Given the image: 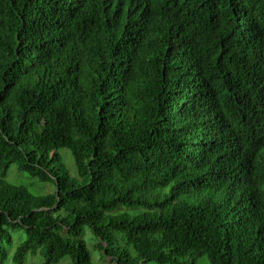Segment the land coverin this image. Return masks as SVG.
<instances>
[{
    "label": "trees",
    "instance_id": "1",
    "mask_svg": "<svg viewBox=\"0 0 264 264\" xmlns=\"http://www.w3.org/2000/svg\"><path fill=\"white\" fill-rule=\"evenodd\" d=\"M86 226L117 264H264V0H0V264L17 229L16 264H91Z\"/></svg>",
    "mask_w": 264,
    "mask_h": 264
},
{
    "label": "rangeland",
    "instance_id": "2",
    "mask_svg": "<svg viewBox=\"0 0 264 264\" xmlns=\"http://www.w3.org/2000/svg\"><path fill=\"white\" fill-rule=\"evenodd\" d=\"M60 153L64 157L65 165L68 168V171L71 175L76 176V167L74 163L73 156L71 152L67 148H63L60 150ZM4 179L10 183L16 185H24L27 187L33 194L42 195L49 192H53L55 190V184L52 182H40L35 178L29 176L25 172H21L17 169L15 164H12ZM124 207H121V209ZM12 242L8 244L7 251L8 257L6 260V264H16L13 261V254L16 250L18 244L25 239V231L23 229H17L11 231ZM82 238L84 239L87 247L90 251L91 264H117L113 261V259L109 256H105L104 253L99 249V240L96 236L91 232L89 227L84 228V232L82 234ZM43 257L40 254L35 255H27L24 264H42ZM56 264H71V261L68 257H64ZM148 264H157L155 262H148ZM195 264H211L206 256L198 257L195 260Z\"/></svg>",
    "mask_w": 264,
    "mask_h": 264
}]
</instances>
